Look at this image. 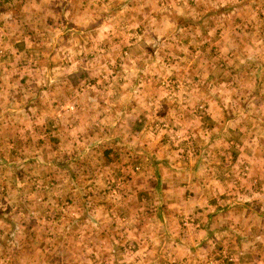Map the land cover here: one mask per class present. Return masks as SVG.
Listing matches in <instances>:
<instances>
[{
    "label": "rangeland",
    "instance_id": "obj_1",
    "mask_svg": "<svg viewBox=\"0 0 264 264\" xmlns=\"http://www.w3.org/2000/svg\"><path fill=\"white\" fill-rule=\"evenodd\" d=\"M36 3L0 0V264H168L169 215L255 248L264 0Z\"/></svg>",
    "mask_w": 264,
    "mask_h": 264
},
{
    "label": "crops",
    "instance_id": "obj_2",
    "mask_svg": "<svg viewBox=\"0 0 264 264\" xmlns=\"http://www.w3.org/2000/svg\"><path fill=\"white\" fill-rule=\"evenodd\" d=\"M36 1L37 3L35 13H37L38 15H44L46 7L49 6L52 8L61 6L59 10L66 11L74 9L76 10V14H79V12H77L78 9L82 10L83 12L84 7L86 6L87 1L89 0ZM172 206L176 207L177 205L173 204ZM199 206L200 208H202V214L204 215L207 213L208 207H214L212 204H207L206 202L199 204ZM196 208L198 209V207ZM197 212L198 215L201 214L199 211ZM225 214L227 213L222 214V216L214 214L212 217L210 216L209 222L208 218L206 222H204L205 216L197 217L200 218L196 220L199 223V226L197 223L198 228H194L195 232L187 230L185 233H183L180 230V227L177 225V221L180 220H177V217H179V215H176L177 217H174L172 215L167 216L165 219L167 221L169 220V223H167V225L172 223L170 225L176 228L178 233V237L171 239V241L168 243L169 247H160L159 249V251L163 252L168 248H171L170 250H167V255L171 256V259L168 264H202L204 258L213 259L215 255H218V257L213 259L211 264H230L220 258V256L225 252L227 253V255L223 256H228L231 259L229 260L231 264H264V232L262 231L261 233L260 242L256 244L255 248L250 250L249 244L245 242V239H242L239 235H234L235 232L231 235V239L226 238L225 231L223 230V228L220 227L221 221L226 222L224 217ZM231 217L232 216L227 214L228 220ZM165 220L163 219L162 223H166ZM235 220L236 219L232 217V221L234 223ZM188 231L189 234H187ZM242 241H244V243ZM203 248H205L207 251L205 252ZM198 251H204L206 255L204 256V258L200 257V259L193 260L192 257L195 256Z\"/></svg>",
    "mask_w": 264,
    "mask_h": 264
},
{
    "label": "built area",
    "instance_id": "obj_3",
    "mask_svg": "<svg viewBox=\"0 0 264 264\" xmlns=\"http://www.w3.org/2000/svg\"><path fill=\"white\" fill-rule=\"evenodd\" d=\"M184 223H186V222H184ZM212 261H213V260H211V259H208V261H207V264H211V263H212Z\"/></svg>",
    "mask_w": 264,
    "mask_h": 264
}]
</instances>
